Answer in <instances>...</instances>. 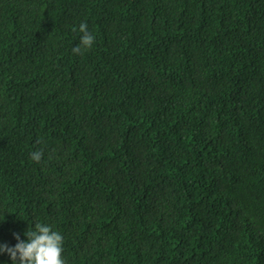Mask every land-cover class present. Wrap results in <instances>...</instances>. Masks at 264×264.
<instances>
[{
    "label": "trees",
    "instance_id": "obj_1",
    "mask_svg": "<svg viewBox=\"0 0 264 264\" xmlns=\"http://www.w3.org/2000/svg\"><path fill=\"white\" fill-rule=\"evenodd\" d=\"M37 223L65 264H264V0H0V245Z\"/></svg>",
    "mask_w": 264,
    "mask_h": 264
},
{
    "label": "clouds",
    "instance_id": "obj_2",
    "mask_svg": "<svg viewBox=\"0 0 264 264\" xmlns=\"http://www.w3.org/2000/svg\"><path fill=\"white\" fill-rule=\"evenodd\" d=\"M79 31L82 36L80 43L73 48L74 54H81L84 49H90L95 41V36L88 31L87 23H82ZM30 158L40 163L43 152L33 151L30 153ZM25 235L27 242L21 241L17 235L16 246L0 245V253L6 252L13 264H65L62 259L63 237L59 232L53 231L48 225L37 223L34 230L29 228Z\"/></svg>",
    "mask_w": 264,
    "mask_h": 264
}]
</instances>
